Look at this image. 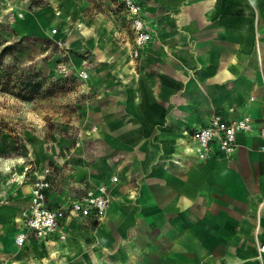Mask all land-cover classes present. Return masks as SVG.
Returning <instances> with one entry per match:
<instances>
[{"label": "crops", "instance_id": "obj_1", "mask_svg": "<svg viewBox=\"0 0 264 264\" xmlns=\"http://www.w3.org/2000/svg\"><path fill=\"white\" fill-rule=\"evenodd\" d=\"M115 1L123 40L93 102L91 170L53 168L48 191L56 207L106 183L109 205L98 223L67 217L48 238L27 230L19 247L32 176L24 179L0 194V264H264V139L241 136L231 156L199 160L187 134L232 105L264 125V0H138L152 39L131 61L132 33ZM88 4L47 0L17 30L39 31L56 10L66 18Z\"/></svg>", "mask_w": 264, "mask_h": 264}, {"label": "rangeland", "instance_id": "obj_2", "mask_svg": "<svg viewBox=\"0 0 264 264\" xmlns=\"http://www.w3.org/2000/svg\"><path fill=\"white\" fill-rule=\"evenodd\" d=\"M46 4L0 1V25H5L0 26V50L13 43L0 53L1 63L31 64L44 76L41 90L29 99L0 89V194L23 186L28 166L49 164L72 172L77 166L91 170L93 164V102L107 86L104 76L113 72V43L123 40L120 9L115 0H89L78 13L64 18L56 10L41 30L20 33L17 24L23 15ZM96 75L103 77L93 81Z\"/></svg>", "mask_w": 264, "mask_h": 264}, {"label": "built area", "instance_id": "obj_3", "mask_svg": "<svg viewBox=\"0 0 264 264\" xmlns=\"http://www.w3.org/2000/svg\"><path fill=\"white\" fill-rule=\"evenodd\" d=\"M117 1L127 16L132 33L129 55L134 59L138 58L145 44L152 39V31L143 16L138 0ZM249 100H253V97ZM187 134L197 159L205 160L217 152L231 156L240 145L241 136L255 134L264 139V125L256 127L250 113L232 105L224 112L212 111L202 125ZM258 148L264 150V144ZM29 167L25 170L28 177L32 176L30 197L28 206L22 212L24 229L14 235L16 245L24 244L27 230L37 238H48L57 229L63 217H77L87 225L101 220L111 200L106 183L90 182L63 204L50 206L48 191L52 187L53 166L46 164L39 170ZM110 181L113 183L119 181L118 175H112ZM60 238H65L63 233ZM262 254L264 243L258 246V257L260 258Z\"/></svg>", "mask_w": 264, "mask_h": 264}, {"label": "trees", "instance_id": "obj_4", "mask_svg": "<svg viewBox=\"0 0 264 264\" xmlns=\"http://www.w3.org/2000/svg\"><path fill=\"white\" fill-rule=\"evenodd\" d=\"M0 26L5 27L3 24ZM3 41L6 42L7 39ZM16 43L17 41L14 44ZM12 45L13 43L5 44L1 48L0 53ZM43 81V74L33 65L29 64L25 67H19L15 63L4 64L1 63L0 58V89L2 91L8 92L16 97L29 99L41 90Z\"/></svg>", "mask_w": 264, "mask_h": 264}, {"label": "bare ground", "instance_id": "obj_5", "mask_svg": "<svg viewBox=\"0 0 264 264\" xmlns=\"http://www.w3.org/2000/svg\"><path fill=\"white\" fill-rule=\"evenodd\" d=\"M8 219L10 220V224L15 223L18 225V223L20 221V215L16 214V213H11L10 216L8 217ZM11 233H13V230L11 231Z\"/></svg>", "mask_w": 264, "mask_h": 264}]
</instances>
